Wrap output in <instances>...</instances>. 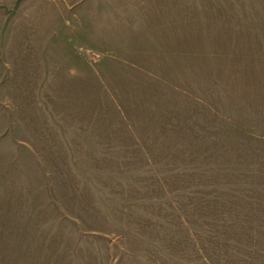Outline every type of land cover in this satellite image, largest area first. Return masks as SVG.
Masks as SVG:
<instances>
[{
  "label": "rangeland",
  "instance_id": "374dc122",
  "mask_svg": "<svg viewBox=\"0 0 264 264\" xmlns=\"http://www.w3.org/2000/svg\"><path fill=\"white\" fill-rule=\"evenodd\" d=\"M0 264H264V0H0Z\"/></svg>",
  "mask_w": 264,
  "mask_h": 264
}]
</instances>
